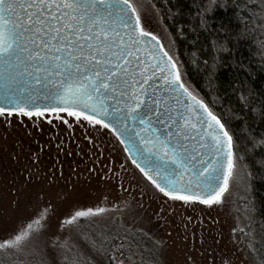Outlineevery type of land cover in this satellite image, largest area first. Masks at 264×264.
Returning a JSON list of instances; mask_svg holds the SVG:
<instances>
[{"label":"snow or ice","instance_id":"6c2138e0","mask_svg":"<svg viewBox=\"0 0 264 264\" xmlns=\"http://www.w3.org/2000/svg\"><path fill=\"white\" fill-rule=\"evenodd\" d=\"M153 8L145 0H0V125L5 131L26 121L34 128H80L101 157L106 137H114L126 154L119 167L129 185L139 188L141 200L160 203L157 230L164 226L165 206L174 213L176 204L194 209L225 203L239 189L243 169L242 198L253 220L261 210L251 199L255 174L241 163L235 134L214 102L185 81L177 57L149 27ZM221 10L246 31L264 29V0H201L205 30L215 27L210 21ZM230 22L219 25L228 42L240 36L230 34ZM248 111L264 119V103ZM252 143L264 145V136ZM109 171L129 192L127 177ZM124 206L131 207L126 198ZM139 210L118 221L112 219L121 211L118 204L85 205L53 225L47 207L36 206L0 240V264H158L162 242L145 229L143 220L151 224L152 218ZM257 235L260 241L253 237L247 246L246 264H264V224Z\"/></svg>","mask_w":264,"mask_h":264},{"label":"rangeland","instance_id":"374dc122","mask_svg":"<svg viewBox=\"0 0 264 264\" xmlns=\"http://www.w3.org/2000/svg\"><path fill=\"white\" fill-rule=\"evenodd\" d=\"M145 2L150 4L147 0ZM152 13L149 27L168 49L170 36L155 8ZM96 143L100 145L99 139ZM105 143L107 148L101 157L98 149L84 139L80 128L66 130L46 123L34 128L26 121L24 126L14 124L5 131L0 125V240L9 235L20 219L30 215L36 206L41 209L47 207L52 224L58 225L69 212L85 205L111 208L118 204L121 211L113 213L112 219L130 220L133 210H139L138 205L142 202L144 210H139L141 216L152 218L151 224L143 220V226L151 229L162 242V247L156 250L158 264H183L188 257L193 258L188 259V264H193V260L195 264H222V259L225 264L229 261L231 264H246L247 254L240 232L244 218L239 211L243 201V169H238L237 173L239 189H234L225 203L212 208L198 205L194 209L181 208L176 204L172 206L176 208L174 213L171 207L165 206L166 219L159 220L164 226L157 230L155 225L160 203L149 199V196L141 200L139 188L135 184L129 185L130 177L120 170L119 166L126 157L123 146L111 136L106 137ZM58 144L62 150L57 148ZM66 152L72 155H66ZM113 168L122 177H127L123 183L129 192L119 188L120 180L109 171ZM89 169L95 171L90 172ZM105 172L110 180L104 176ZM125 198L131 207L124 206Z\"/></svg>","mask_w":264,"mask_h":264},{"label":"trees","instance_id":"16d2710c","mask_svg":"<svg viewBox=\"0 0 264 264\" xmlns=\"http://www.w3.org/2000/svg\"><path fill=\"white\" fill-rule=\"evenodd\" d=\"M155 4L162 25L170 36L169 48L179 61L184 79L193 89L214 102L218 115H222L234 132L235 151L243 156L242 161L255 174L252 181L254 192L251 199L260 207L255 218L250 220L245 211L246 202L240 204L244 221L241 232L243 247L255 237L260 241L261 225L264 224V145L253 144L264 136V119L258 113L249 112L248 106L259 109L264 103V29L244 30L238 26L232 14L222 10L210 21L215 27L205 30L200 23L201 0H147ZM222 20H230L231 32L240 33L231 42L219 30ZM228 50H219L220 46ZM204 61H208L205 64ZM213 64L215 67L213 68ZM241 97H246L248 106ZM251 230L252 235L246 236Z\"/></svg>","mask_w":264,"mask_h":264}]
</instances>
